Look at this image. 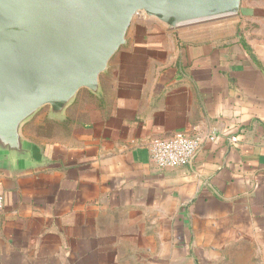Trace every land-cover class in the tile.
Returning a JSON list of instances; mask_svg holds the SVG:
<instances>
[{"label": "crops", "instance_id": "0c3cea01", "mask_svg": "<svg viewBox=\"0 0 264 264\" xmlns=\"http://www.w3.org/2000/svg\"><path fill=\"white\" fill-rule=\"evenodd\" d=\"M178 132L214 138L157 166L150 143ZM21 133L0 264H264V0L173 28L136 15L99 92Z\"/></svg>", "mask_w": 264, "mask_h": 264}, {"label": "water", "instance_id": "95a60500", "mask_svg": "<svg viewBox=\"0 0 264 264\" xmlns=\"http://www.w3.org/2000/svg\"><path fill=\"white\" fill-rule=\"evenodd\" d=\"M241 0H0V156L31 155L22 126L59 117L126 43L138 14L173 28L233 16Z\"/></svg>", "mask_w": 264, "mask_h": 264}, {"label": "built area", "instance_id": "2783aa9c", "mask_svg": "<svg viewBox=\"0 0 264 264\" xmlns=\"http://www.w3.org/2000/svg\"><path fill=\"white\" fill-rule=\"evenodd\" d=\"M213 135H187L181 132L172 137L154 139L149 146L152 161L161 168L173 167L191 162L195 153L207 139H213ZM236 137H231L235 140ZM4 207L3 197L0 195V211Z\"/></svg>", "mask_w": 264, "mask_h": 264}]
</instances>
